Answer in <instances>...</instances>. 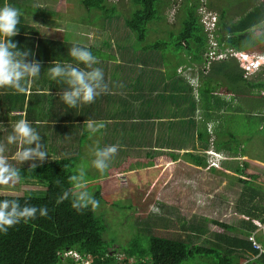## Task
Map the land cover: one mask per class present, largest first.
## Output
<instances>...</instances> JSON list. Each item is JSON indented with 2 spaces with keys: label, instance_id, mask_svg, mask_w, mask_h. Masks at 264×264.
Returning a JSON list of instances; mask_svg holds the SVG:
<instances>
[{
  "label": "trees",
  "instance_id": "16d2710c",
  "mask_svg": "<svg viewBox=\"0 0 264 264\" xmlns=\"http://www.w3.org/2000/svg\"><path fill=\"white\" fill-rule=\"evenodd\" d=\"M128 1L130 2L128 3ZM128 1L121 3V0H79L80 22L111 31L112 34L118 36L119 42L125 43L132 42L129 41V39L132 40L131 29L139 32L145 39L152 31L149 25L154 23V31L158 34L175 35L176 49L178 52L191 54V64L207 63L208 58L205 57V54L209 52L211 36L217 39L221 50L264 52V31H258V26L264 22V0L248 11L241 7L243 12H238L241 16L237 20L234 18L226 20V13L220 12L217 14L219 19L215 21L213 30L207 28L202 21L200 8L204 4V0H182L179 7L180 11L185 9L184 23L182 28L173 27L174 29L169 24L168 27L163 24L165 20L163 7L169 3V0ZM5 3L11 4L20 11L24 10L22 1L0 0V7H3ZM125 7L129 11L122 9ZM33 9L36 11L35 8ZM120 14L128 17L124 21L131 29L123 30L117 26L116 23L121 19L119 18ZM82 17L87 22H82ZM19 29L24 30L25 27L21 25ZM28 29H31V26L27 24V31ZM160 40L149 47L162 48L166 44V40L161 38ZM149 47H144L141 51L146 55V50H149ZM218 60L226 64V69L221 72L223 82H201L198 85L200 91L203 86L205 90L202 89V91L209 95L208 98L206 96L209 101L215 97L217 99L215 106L216 108L223 107L224 115L248 110V113L253 114L250 116L256 118L258 122L261 120L264 122V111L256 113L251 110L250 112L249 108L251 101L252 105L254 102L264 106V102L261 100L264 98V69L250 75L249 68L253 62L251 59L238 60L233 56L232 59ZM176 84L177 87H180L182 82H176ZM219 86L226 88L227 97L223 101L218 98L217 88ZM238 99L241 101L238 102ZM10 103H13V100ZM4 109L9 113L11 107ZM260 126H264V124L258 125V127ZM197 132L200 142L207 145L210 137L207 129L206 132L202 130ZM262 135L264 141V133ZM216 147L246 155L239 149L234 152L233 148L226 144L216 143ZM90 155L92 156L93 153L90 152ZM81 156L82 154L60 159H48L43 163L39 161L27 163L21 168V178L19 177L18 180L22 181L25 178L38 180L39 185L35 189L28 190L31 191L28 194H0V201L18 199L21 205L28 203L37 207L46 206L48 209L47 217H41L37 213L36 218L27 223L21 221L9 228L7 232L0 231V264H78L87 260L88 257L93 259L91 264H182L195 254L213 255L214 264H244L245 262V264H264V230L254 233L258 226L252 221L258 218L264 223V206L261 204L264 200V195H261L263 187L257 182V175L248 174L242 164L236 167L235 173L239 181L245 185V190L250 194L251 207L253 208H250L252 215L250 218L252 219L248 220H251L252 223L249 222L248 229L242 235L214 234L217 241L209 246L192 243L191 241L195 237L198 238L210 231L205 223H198L195 226H183L184 229L193 231L188 234L190 238L188 241L180 236H160L155 233H150L147 238L148 235L143 236L139 233L135 234L127 246L116 247L104 238L108 224L102 216L97 215V207L93 209L89 205L78 212L72 207L73 198L71 196L59 205L56 203L57 197L72 187L69 177L74 174L73 169L79 163ZM171 156L175 161L173 166L182 156L184 160L191 162L197 168L208 170L214 174L224 171L221 167L211 166L204 156L193 152H185L182 155L173 153ZM235 156L237 155L235 154ZM32 163H37V167H30ZM127 165H129L128 161L112 167L109 170V175L125 171ZM247 165L248 162L245 166ZM103 192L104 186L93 195L99 203L103 200ZM207 221L214 222L227 230L237 229L231 224L214 219L205 218V222ZM253 233L255 241L263 247V251L256 248L254 242L250 240ZM145 242H148L149 245L147 249L143 245ZM121 255L124 256L123 259Z\"/></svg>",
  "mask_w": 264,
  "mask_h": 264
},
{
  "label": "rangeland",
  "instance_id": "374dc122",
  "mask_svg": "<svg viewBox=\"0 0 264 264\" xmlns=\"http://www.w3.org/2000/svg\"><path fill=\"white\" fill-rule=\"evenodd\" d=\"M42 1H48L46 3L50 8H56V12L62 13L61 17L68 18L73 17L71 5H74V3L70 2H79V0H62L51 5L52 0ZM127 1L121 0V3H127ZM204 1L206 7L204 6L201 9L203 17L205 14L207 18V11L213 12L214 16L221 12L222 14L226 13V20L231 18L237 20L241 16V14H238V11H242L241 7L242 9H247V11L251 10L254 2L258 0ZM180 3H182V0H169V3L163 7L165 14L163 24L166 27L169 24L172 26V29H174L173 27L182 28L185 9L180 11ZM122 9L129 11L127 7ZM119 18L122 20L119 19L116 23L118 27L123 30L131 29L130 26L125 24L124 20L128 19L126 15L120 14ZM56 19L57 17L54 20ZM217 19L219 17L214 19V23ZM82 22L87 21L82 17ZM149 26L152 31L148 33L145 39L141 37L139 32L137 33L131 29L132 40L129 39V41L132 42H122V44L132 45L138 52H141L142 48L156 44L161 41V38L166 40V44L162 48H156L155 46L149 47V50H146V54L154 52L150 61L153 58V61L158 63L160 70L163 69V65L168 75L175 73L176 66L183 62L189 65L191 54L188 52H178L177 46H175V35L172 36L169 33L158 34L154 31V23H151ZM258 31H264V23L259 26ZM91 36L97 37L100 41L104 37L101 31L97 30L91 31ZM209 42H211V46L209 47V52L205 54V57L208 58L207 63L196 64L197 67H192V74L189 71L190 78L191 75L196 76L197 74L199 78L198 82L193 81L191 84L185 82L189 94L175 93L168 100L165 99L163 101L165 104L163 107L165 112L163 114L168 116L165 121L161 122V125L168 127L161 131L159 139H165L175 147H185L175 150L176 154L182 155L185 152H193L199 156H204L213 166L221 165L220 167L224 169L222 173L214 174L208 170L197 168L191 162L184 160L182 156L179 157L177 164L174 166L172 164L167 165L166 161H162L163 164L158 163L157 158L139 162L134 158L132 160L113 158L109 168L101 173L92 166L91 162L95 157L91 156L90 152L82 153L79 163L73 169L74 174H77V167L80 165L84 166L87 191L90 194L94 195L96 191L104 186V197L96 208V213L98 216H102L108 224L104 238L116 247L127 246L135 234L139 233L143 236L148 235L146 236L147 238L150 233L160 236H180L188 241L190 239L188 234L193 231L186 230L183 226H195L198 223H205L210 233L202 234L198 238L195 237L191 241L192 243L195 242L209 246L217 241L214 234L242 235L248 229L249 222H251V220H248L252 219L250 218L252 217L250 208H253L251 207L250 194L245 190V185L239 181L235 173V169L239 164H242L246 168L245 171L248 174L257 175V182L263 187L261 195H264V141L262 139L264 126L258 127V125H263L264 122L262 120L258 122L256 118L250 116L253 114L248 113V110L224 115L222 112L225 109L223 107L216 108L215 106L217 99L214 97L212 101H209V99H206V96L208 98L209 95L205 91H202L204 87L202 86L201 91L198 87V84L201 82H223V74L221 72L226 69V64L218 59H220L219 52L224 50L220 49L216 38L211 36ZM250 52L258 53V51ZM223 56L225 59L233 58L228 57L230 56L228 52L227 55L223 54ZM237 59L240 60L239 58ZM160 62H162V65H160ZM263 69L264 65L255 71H250L253 73L249 74L258 73ZM205 84L207 85V83ZM170 90L165 91L169 93ZM225 91V86L217 88L220 101H223L227 97ZM261 100L264 102V98ZM240 101L238 99V102ZM249 108L250 112L251 110L256 113L264 111V106L257 105L254 102L252 105V101ZM206 129L210 137L208 144L203 145L197 138V131L202 130L206 132ZM216 143L229 145L230 148H233L234 152L237 149L242 150L241 153L244 152L246 155L232 153L227 149H218ZM211 149L220 151L225 155L227 160L221 164V162L210 157L208 150ZM126 153L128 156L134 155L132 152L126 151ZM158 154V152H152V156L154 157ZM212 160H214V163ZM126 161L129 162V165H127L125 171L109 175V170L112 167ZM247 162L248 165L245 166ZM26 165L18 164L14 167L21 170ZM26 180L25 178L21 182V185L17 187L12 186V191L14 190L15 192V189L20 191L14 195L28 194L31 192L28 190L35 189L39 185L38 180ZM261 204L264 206V200H262ZM205 218L231 224L237 229L227 230L214 222H205ZM252 221L258 226L254 230V233H260L264 230V223L260 219L255 218ZM143 245L146 249L149 246L148 242H145ZM121 258L123 259L124 256L121 255ZM91 263L92 258L88 257L87 260L85 259L78 264ZM182 264H214V256L195 254Z\"/></svg>",
  "mask_w": 264,
  "mask_h": 264
},
{
  "label": "crops",
  "instance_id": "0c3cea01",
  "mask_svg": "<svg viewBox=\"0 0 264 264\" xmlns=\"http://www.w3.org/2000/svg\"><path fill=\"white\" fill-rule=\"evenodd\" d=\"M19 1H22L24 10L21 11L17 25L19 32L12 39L21 50L30 51L28 60H39L42 69L39 78L23 93L9 88L0 89V143L6 145L5 155L9 164L16 166L32 162L16 161L14 154L19 150V144H7V136L12 134V124L20 119H27L42 137L41 143H44L48 152L46 160L85 152H92L94 156L97 146L103 148L118 144L120 147L114 159L134 158L139 162L157 158L158 163L166 161L167 165H173L175 161L171 154H176L175 150L185 147H175L165 139H159L161 131L168 127L161 125L168 116L163 114V101L175 93L189 94L185 82L191 84L189 71L193 70L192 67H197L196 63L188 65L183 62L176 66L175 73L168 75L162 62L160 65L163 69L160 70L153 58L150 61L154 52L145 55L143 51L138 52L131 45L119 42L118 36L111 31L81 23L79 2H70L74 3L71 5L73 17L68 18L61 17L62 13L56 12V8H50L46 3L48 1ZM61 1L52 0L51 5ZM262 1H255L253 6ZM27 24L31 26L28 31ZM21 25L25 27L24 30L19 29ZM93 30L101 31L104 35L102 41L91 36ZM74 43L88 46L97 57L99 63L94 67L103 69L108 91L96 97L91 104H78L71 108L60 96L68 85L60 78L50 79L47 70L53 61H67L77 65L78 62L68 54ZM78 66L85 67L82 63ZM176 82H182L180 87H177ZM11 100L13 103H10ZM9 106L11 109L8 113L4 108ZM86 120L105 121L106 126L90 134L86 130ZM126 151L132 152L134 155L129 156L133 157H129ZM152 152L159 154L154 157ZM21 182L23 180L0 184V194L20 192L18 189L14 192L12 188L21 185Z\"/></svg>",
  "mask_w": 264,
  "mask_h": 264
},
{
  "label": "clouds",
  "instance_id": "9594fccd",
  "mask_svg": "<svg viewBox=\"0 0 264 264\" xmlns=\"http://www.w3.org/2000/svg\"><path fill=\"white\" fill-rule=\"evenodd\" d=\"M204 6L206 7L205 4L201 6L200 14L205 24V14L203 17L201 12ZM208 13L211 16V21H214L217 15L215 14V17L213 12L207 11L206 14ZM21 15L20 9L11 4L5 3L3 7H0V89L9 88L18 93L25 92L26 89L39 78L42 69L41 62L36 59L28 60L31 52L28 50H21L12 39V37L16 36L19 32L17 25L19 24ZM244 52L253 55L251 58L240 59H251L253 61L252 66L249 68V73H253L250 71H255L264 65V60L259 58V55L264 52ZM68 54L78 62L77 65H73L71 62L67 61L63 63L53 61L52 66L48 67L47 70L50 79L56 80L60 78L68 85V88L60 93L62 100L69 107L75 108L78 104H91L95 101L96 97L107 93L108 84L104 80L103 69L94 67L99 61L97 57L93 55L89 47L74 43L68 50ZM228 57L233 56L230 55ZM255 60L260 62L258 68H254ZM80 63L85 67H79L78 65ZM192 71L191 74L193 73ZM197 78L198 74L196 76L191 75L192 82H198L199 78ZM85 123L86 130L90 134H94L106 126L105 121L86 120ZM41 140V135L27 119H20L12 124V134L7 136V144H19V150L15 152L14 159L20 163H25L27 161H39L43 163L46 160L48 152L44 143H41ZM25 145H27V147H25ZM119 147L118 144L108 145L103 148L97 146L94 149L95 158L91 162L92 166L101 173L105 172L109 168L112 159L118 153ZM5 152L6 145L0 143V184H7L9 182L15 183L20 177V170L9 164ZM208 155L218 162H221V164L227 160L225 155L214 149L208 150ZM208 163L213 166L209 161ZM30 167L36 168L37 163H32ZM85 175L84 166H78L77 174H73L69 177V182L72 187L57 197V205L63 203L64 200L71 196L73 198L72 207L78 212L87 208L89 205H91L93 209L99 206V201L87 191V180L85 179ZM37 213H39L41 217H47L48 209L46 206L37 207L28 203L21 205L18 199L2 200L0 201V231L7 232L9 228L14 227L21 221L27 223L35 219Z\"/></svg>",
  "mask_w": 264,
  "mask_h": 264
},
{
  "label": "built area",
  "instance_id": "2783aa9c",
  "mask_svg": "<svg viewBox=\"0 0 264 264\" xmlns=\"http://www.w3.org/2000/svg\"><path fill=\"white\" fill-rule=\"evenodd\" d=\"M204 18L206 19V21H205L206 26L209 29L213 30L214 29V26H215V23H214V21H211L210 14L208 13L207 14V18L206 17H204ZM227 52L231 56H236L239 59H244V58H248V57L251 58L253 56V55H251V53L248 54V52L230 49V50L220 51L219 52L220 58H224L223 54L224 55H227ZM259 58H261L262 60H264V53H262L261 55H259ZM259 66H260V62H258V61L255 60L254 61V68H258ZM212 162L214 163V160H212ZM250 240H252L254 242V245H255L256 248H259L261 251H263V247L255 241L254 233L251 234Z\"/></svg>",
  "mask_w": 264,
  "mask_h": 264
}]
</instances>
